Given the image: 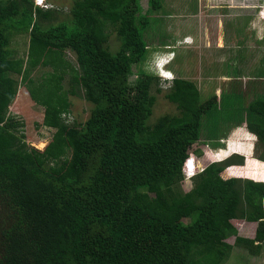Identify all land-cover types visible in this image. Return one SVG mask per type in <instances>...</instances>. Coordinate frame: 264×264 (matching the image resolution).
Segmentation results:
<instances>
[{"label":"trees","instance_id":"16d2710c","mask_svg":"<svg viewBox=\"0 0 264 264\" xmlns=\"http://www.w3.org/2000/svg\"><path fill=\"white\" fill-rule=\"evenodd\" d=\"M70 2L69 16L54 24V9L0 0V264H224L234 247L259 254L264 182L221 177L243 164L241 155L193 174L187 192L180 184L184 168L194 170L190 156L201 153L191 148L218 146L240 124L255 135V158L264 162V65L249 80L231 78L220 98H202L190 80L166 85L139 67L153 45L149 13L160 0H147L145 12L140 0ZM17 32L29 34L25 60L10 48ZM64 52L75 57L76 84L90 111L79 126H67L47 105L43 124L56 130L58 146L53 159L64 149L69 156L46 170L9 108L21 86L36 102L39 95L64 98L62 86L53 91V72L32 77L39 65L59 71ZM158 84L167 86L164 97L177 113L150 124ZM235 220L256 224L254 237L239 236Z\"/></svg>","mask_w":264,"mask_h":264},{"label":"rangeland","instance_id":"374dc122","mask_svg":"<svg viewBox=\"0 0 264 264\" xmlns=\"http://www.w3.org/2000/svg\"><path fill=\"white\" fill-rule=\"evenodd\" d=\"M31 1L33 4L36 2ZM44 4L46 8L42 9L56 11L52 21L54 24L69 16L70 0H44ZM140 4L142 11L145 12L148 9L147 0H140ZM160 4V9L151 10L149 13L155 19L151 40L153 45L149 46L145 61L139 65L142 70L153 73L154 61H161L160 63L166 61L167 63L160 67V72L167 79L174 77L190 80L197 85L202 98L214 94L220 98L221 93H226V89L232 86L231 78L239 82L245 81L263 68L264 0H160ZM28 42V33L17 32L11 36L10 48L15 58L25 60ZM110 46L112 51L117 47L115 34L110 37ZM168 54H173L174 59ZM58 56L57 60L63 63L59 71H53L50 64L39 65L32 77L45 78L53 72L57 85L53 86V91L56 87L62 86L64 98L60 97V102L54 103L56 102L54 96L50 101L51 97L39 95L36 102L34 96L29 93V97L27 90L21 86L9 108L10 115L23 121V132L29 149L38 164L46 170L55 166L56 169L60 168L69 156L68 150L64 149L60 152L62 155L53 159L58 146L53 141L56 130L43 124L47 105L53 103V109L55 111L59 109V117L67 126H79L87 119L90 111V104L83 99L76 84L77 65L74 55L64 52ZM156 57L159 58L156 60ZM134 77L133 75L132 78ZM159 84L157 86L161 93L156 94L155 88L152 90L156 96V103L150 124L163 115L177 113L175 106L164 97L167 86ZM36 87H40V83ZM41 91L39 89L38 94ZM63 100H66L67 105L60 110ZM243 134L245 141L236 135L222 139L221 146L194 145L191 151L195 153L199 150L201 153L190 156L194 161V170L191 174L236 153L243 157V164L229 167L227 171L221 173V177L223 179L240 177L264 182V179L257 178L252 172L264 171V164L258 167L259 162L255 158L256 137L246 127ZM185 171L184 168L180 188L187 192L191 189L192 176ZM253 175L255 177H252ZM177 221L187 223V220L182 218H178ZM232 223L239 236L254 237L256 224L242 220H235ZM227 242L233 245L234 238L227 239ZM224 264H264V248L259 254L251 256L245 250L234 247Z\"/></svg>","mask_w":264,"mask_h":264},{"label":"crops","instance_id":"0c3cea01","mask_svg":"<svg viewBox=\"0 0 264 264\" xmlns=\"http://www.w3.org/2000/svg\"><path fill=\"white\" fill-rule=\"evenodd\" d=\"M159 57H156V60L158 59ZM251 78H253V77H251ZM251 78H249L248 77V79H246V80H249V79H251ZM239 79V78H238ZM240 80H242V79H240ZM215 95V94H214ZM216 96V95H215ZM12 105V104H11ZM11 107V106H10ZM245 130V125L244 124H240V125H238L237 127H235V128H233V129H231L230 130V132L228 133V135H227V139H228V137H233V136H238V137H241V139L243 140V141H245V139L243 138L244 137V134H243V131ZM248 147H249V145H248ZM255 147V146H254ZM236 154V153H235ZM239 155V154H238ZM231 156V155H230ZM224 160V159H223ZM194 162V161H193ZM258 162H261V163H263L264 164V162H262V161H259L258 160ZM193 165H194V163H193ZM237 178H240V177H237ZM259 179H264V171H260L259 172V177H258Z\"/></svg>","mask_w":264,"mask_h":264},{"label":"clouds","instance_id":"9594fccd","mask_svg":"<svg viewBox=\"0 0 264 264\" xmlns=\"http://www.w3.org/2000/svg\"><path fill=\"white\" fill-rule=\"evenodd\" d=\"M168 55H170L173 59H174V55L173 54H168ZM167 56V55H166ZM156 62V66H155V68H154V72L153 73H158L157 74V76L159 77V78H161L164 82H166V85L167 84H169L170 82H171V80L172 79H174V77L173 78H170V79H167V77H165V75H163L161 72H160V67L161 66H163L164 64H166L167 62L165 61V62H163V63H160L161 61H155ZM189 164H190V166H192V160H190L189 162H188ZM187 167H189L188 166V164H187ZM193 174H191V176H192ZM253 180V179H252ZM253 181H255V180H253ZM255 182H258V181H255ZM260 182H262V181H260Z\"/></svg>","mask_w":264,"mask_h":264},{"label":"built area","instance_id":"2783aa9c","mask_svg":"<svg viewBox=\"0 0 264 264\" xmlns=\"http://www.w3.org/2000/svg\"><path fill=\"white\" fill-rule=\"evenodd\" d=\"M35 5L40 8H46V5L44 4V0H36Z\"/></svg>","mask_w":264,"mask_h":264}]
</instances>
